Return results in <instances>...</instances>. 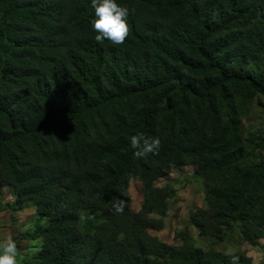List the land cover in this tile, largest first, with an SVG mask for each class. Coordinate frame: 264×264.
<instances>
[{"label": "trees", "instance_id": "1", "mask_svg": "<svg viewBox=\"0 0 264 264\" xmlns=\"http://www.w3.org/2000/svg\"><path fill=\"white\" fill-rule=\"evenodd\" d=\"M117 3L129 8L119 45L95 40L90 0H0V187L32 195L36 215L12 238L37 243L17 264H250L264 130L244 137L240 118L264 98V0ZM138 132L159 150L133 155ZM187 165L205 192L189 217L205 247L187 228L174 244L148 232L175 196L154 182Z\"/></svg>", "mask_w": 264, "mask_h": 264}, {"label": "rangeland", "instance_id": "2", "mask_svg": "<svg viewBox=\"0 0 264 264\" xmlns=\"http://www.w3.org/2000/svg\"><path fill=\"white\" fill-rule=\"evenodd\" d=\"M240 119L244 137L249 132L257 138L259 133L264 130V98L255 97L247 112ZM192 174L193 166L187 165L181 170L172 171L154 182L157 186L168 184L175 191V196L170 199L168 209L165 212L162 228L148 230L151 235L156 236L164 243H178L179 239L175 238V234L185 228H187V235L194 245L205 247L210 243L209 239L189 222L190 215H198V209L203 206L205 195L200 182L195 181ZM127 193L130 208L135 211L138 210L143 199L142 187L138 180L130 179ZM61 194L62 192H57L55 198ZM33 203L32 195L22 194L12 184L5 183L0 187V240L8 236L13 238L15 235L34 228L36 215ZM36 244V242L19 240L17 254L28 253L31 248L35 250L33 245L36 246ZM245 247H247L246 244H243L242 248L245 249Z\"/></svg>", "mask_w": 264, "mask_h": 264}, {"label": "clouds", "instance_id": "3", "mask_svg": "<svg viewBox=\"0 0 264 264\" xmlns=\"http://www.w3.org/2000/svg\"><path fill=\"white\" fill-rule=\"evenodd\" d=\"M90 8L93 12L90 18V26L95 33V40L110 41L119 45L125 41L129 34L128 16L129 8L117 3V0H90ZM130 146L137 149L135 156H142L147 152H156L160 148L159 137H145L144 133H136L129 138ZM113 205L117 213L124 209V201L119 200ZM16 241L8 236L0 240V264H17Z\"/></svg>", "mask_w": 264, "mask_h": 264}, {"label": "crops", "instance_id": "4", "mask_svg": "<svg viewBox=\"0 0 264 264\" xmlns=\"http://www.w3.org/2000/svg\"><path fill=\"white\" fill-rule=\"evenodd\" d=\"M246 246V256L250 258V264H264V237L259 239L257 244Z\"/></svg>", "mask_w": 264, "mask_h": 264}]
</instances>
